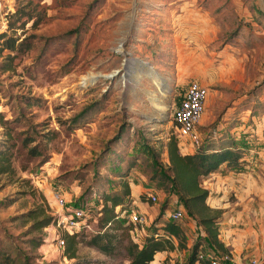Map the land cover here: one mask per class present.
I'll return each mask as SVG.
<instances>
[{
	"label": "rangeland",
	"instance_id": "1",
	"mask_svg": "<svg viewBox=\"0 0 264 264\" xmlns=\"http://www.w3.org/2000/svg\"><path fill=\"white\" fill-rule=\"evenodd\" d=\"M2 33L16 44L25 40L10 51L0 38V120H7L0 121V148L14 144L12 168L0 173V260L7 257V264H130L126 245L141 244L173 210L184 209L171 182L154 177L143 149H155L167 164L163 145L176 137L172 111L191 80L208 89L209 123L198 126L202 136L229 114L224 128L239 136L234 141L247 152L243 157L249 158L250 148L256 160L264 149V0H0ZM124 74L131 83H122ZM23 139L32 141L25 145ZM118 170L128 174L135 200L115 208L123 227L110 231L112 249L90 245L94 233L88 230L75 257L67 258L57 244L64 228L51 223L37 229L30 211L65 212L53 200L56 191L68 209L87 197L95 203L94 191L102 196L120 189ZM222 180L201 179L211 192L206 203L223 195ZM148 191L157 195L155 203L147 200ZM226 192L220 200H235ZM259 194L255 198L264 200ZM131 209L143 213L146 223L126 230ZM178 222L185 248L150 264H188L196 243L211 250L196 219L185 212ZM219 226L225 238L223 218Z\"/></svg>",
	"mask_w": 264,
	"mask_h": 264
},
{
	"label": "trees",
	"instance_id": "2",
	"mask_svg": "<svg viewBox=\"0 0 264 264\" xmlns=\"http://www.w3.org/2000/svg\"><path fill=\"white\" fill-rule=\"evenodd\" d=\"M17 14L18 12H15L13 16H17ZM0 38L4 39L2 41V48L9 49L10 51L20 50L25 43V40H22L16 44V38L7 36L6 33L0 34ZM3 69L7 70L9 68L3 67ZM85 111L86 110L81 111L77 115V118L82 116ZM0 121L2 124L7 123V120L1 119ZM123 128L124 127H121L119 132L114 136V141L121 138ZM226 130L225 128L217 130L215 127L211 130L207 129L203 134L204 136L201 144L190 154L180 153L176 137H169L163 145L165 148L164 151H162L166 153L167 164H163L159 161V154L155 152V149H149V147H146V150L143 149L146 153V158L151 161L150 167L154 172V177H159L158 181L160 184L167 180L171 182L172 190L176 192L179 199L183 202L186 214L196 219L198 225L201 227L205 242L209 244L211 249L219 252L230 251V248L224 246L218 238L220 227L219 219L222 211L213 209L206 203L208 190L201 186V179L217 171L221 165L228 169L239 170L246 164L243 158L246 152H243V148L239 147L234 141L239 137ZM7 137L9 139L11 138L10 132L7 133ZM30 141L32 140L23 139L25 145ZM5 145L6 144H3L0 148V173L10 171L12 168V153L10 149L14 144L12 142L6 147ZM29 150L31 153L37 154V152H35V147ZM118 171L120 172H116L117 176L122 179L120 182V189H114L111 192L102 194V196L94 191L91 195H96V202L94 205L88 207L89 213L92 212L95 218L94 224L96 226V229L90 230L94 234L90 235L88 243L102 251L112 249L111 238L113 234H110V231L118 227H123V221L120 220L115 210L116 206H126L128 205L126 201L131 200L130 184L125 179L128 174L121 170ZM89 199L91 200L90 197H87L82 200ZM140 199L143 200V195H140ZM29 217L33 220V224L37 229H42L51 223L56 224L57 220L55 216L46 214L45 210L42 208L31 210ZM131 225L132 227L129 226L130 228L126 227L125 229H133L134 225ZM157 227L159 229H157L156 232L146 234L141 244L132 240V242L126 245L130 264H150L152 261L155 262L158 252L185 248L186 235L178 221L167 220L166 222L158 224ZM87 232L80 231L73 234H63V253L67 258L72 259L75 257L78 239ZM41 243L42 241L38 240L33 246H40ZM198 248H202L201 243H196L192 246V253L188 264H194L196 254L200 250ZM7 260V257L1 259L0 264H7ZM25 264H28V262L26 261Z\"/></svg>",
	"mask_w": 264,
	"mask_h": 264
},
{
	"label": "crops",
	"instance_id": "3",
	"mask_svg": "<svg viewBox=\"0 0 264 264\" xmlns=\"http://www.w3.org/2000/svg\"><path fill=\"white\" fill-rule=\"evenodd\" d=\"M226 115L216 122L215 128L217 130L224 128L229 123V114ZM213 121L212 118L211 123ZM207 123H209V117L207 112H203L199 125L205 126ZM181 143L184 149L180 148V144H178L180 153L190 154L194 152L195 149L190 147V143L186 138L182 139ZM259 143H264V140H260ZM262 150L263 151L258 154V158L254 160L253 156L250 154L252 150L249 148V158L243 157L246 164L242 169L237 170L238 173L236 174L232 171L223 174L217 170L206 176L209 179L221 178L222 180V178H224L225 180L224 183L222 182L221 186L223 195L220 197L211 196V199L207 200V204L211 208L222 211L220 218H223V226H227L228 233L225 238H220L219 234L218 238L224 246L230 248V252L236 258L253 257L258 259L259 263H261L259 258L264 257V241L262 242L261 239L264 238V200H257L255 195L260 193L259 196L264 197V149L262 148ZM222 166L223 165H221L220 169ZM234 174L237 176L235 180L232 179ZM259 183H261V185L263 184V186L259 185ZM130 191L131 200H135L131 188ZM226 191L233 192L235 200H220V198H226ZM208 193L211 194L209 191ZM140 195L143 194H138L139 200H141ZM228 223L229 225H227ZM199 228L201 229L200 226ZM187 247H189L188 244ZM167 253L166 251H162L158 252L156 255L158 257Z\"/></svg>",
	"mask_w": 264,
	"mask_h": 264
},
{
	"label": "built area",
	"instance_id": "4",
	"mask_svg": "<svg viewBox=\"0 0 264 264\" xmlns=\"http://www.w3.org/2000/svg\"><path fill=\"white\" fill-rule=\"evenodd\" d=\"M208 96V89L206 86L201 85L196 80H191L186 84L179 102L175 105L172 111V122L176 132V139L180 148L184 149L181 140L186 138L190 143V147L197 148L203 139L201 132L198 131V126L202 114L205 109V103ZM55 204L65 212L57 213L56 224L64 228L66 233L73 234L80 231L92 230L91 219L92 216L88 211V207L93 205L94 200L84 202V205L76 208H66V199L64 196L56 191L52 195ZM147 200L155 203L158 200L154 192L148 191L146 193ZM93 199V197H92ZM185 215L183 208L173 210L169 214L170 220L179 221ZM129 223L135 226H143L146 223V217L143 213L130 210ZM95 221V220H93ZM57 244L64 247V239L57 238ZM194 264H260L259 260L253 257L250 258H236L233 254L228 252H219L211 250H199L196 254Z\"/></svg>",
	"mask_w": 264,
	"mask_h": 264
},
{
	"label": "bare ground",
	"instance_id": "5",
	"mask_svg": "<svg viewBox=\"0 0 264 264\" xmlns=\"http://www.w3.org/2000/svg\"><path fill=\"white\" fill-rule=\"evenodd\" d=\"M126 61H127V60H126ZM136 62H137V61H135V63H136ZM139 62H140V61H139ZM140 63H144V64L149 65V63H145V62H143V61H141ZM147 65H142V66H143V68L148 69ZM150 70H151V69H150ZM151 71H152V70H151ZM152 72H153V71H152ZM152 72H151V73H152ZM125 75H126V74L123 75V81H122V83H123L124 85H126L127 83H131L130 81L127 82V80H126V78H125ZM139 76H140V74H137V75H136V78L138 79ZM157 102H158V101H157ZM153 104L156 106L158 103L154 102Z\"/></svg>",
	"mask_w": 264,
	"mask_h": 264
}]
</instances>
